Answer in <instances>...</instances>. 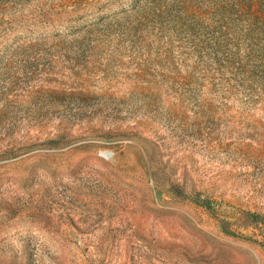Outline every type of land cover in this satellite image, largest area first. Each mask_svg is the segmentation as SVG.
I'll use <instances>...</instances> for the list:
<instances>
[{"label": "rangeland", "instance_id": "374dc122", "mask_svg": "<svg viewBox=\"0 0 264 264\" xmlns=\"http://www.w3.org/2000/svg\"><path fill=\"white\" fill-rule=\"evenodd\" d=\"M0 264H264V0H0Z\"/></svg>", "mask_w": 264, "mask_h": 264}]
</instances>
